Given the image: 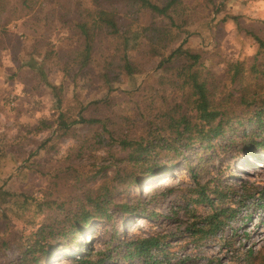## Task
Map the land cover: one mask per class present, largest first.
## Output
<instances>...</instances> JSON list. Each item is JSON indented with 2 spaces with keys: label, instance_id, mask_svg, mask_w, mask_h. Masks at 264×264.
<instances>
[{
  "label": "rangeland",
  "instance_id": "374dc122",
  "mask_svg": "<svg viewBox=\"0 0 264 264\" xmlns=\"http://www.w3.org/2000/svg\"><path fill=\"white\" fill-rule=\"evenodd\" d=\"M20 2L0 0V264H25L22 256L32 259L31 250L43 243L31 264H79L71 260L76 245L78 252L85 249L83 253L93 259L103 257L104 264H146L139 257L124 258V245L148 235L168 237L152 251L155 264H264V153L249 157L241 151L244 128L237 126L211 143L195 142L183 153L162 148L177 139L170 119L162 114L181 95L170 89L169 81L158 79L165 72L156 70L158 60L136 50L139 72L121 76L111 91L99 58L85 69L87 74L75 76V63L66 74L64 58L51 49L77 48L67 40L63 45L58 41L59 36H71L69 25L43 21V15L36 21L28 14L21 17ZM184 2L192 22L176 30L179 40L186 38L185 48L203 52L198 67L217 98L238 94L243 84L231 83L228 62L241 61L247 70L258 56V44L247 31L264 36V0ZM41 3L46 4L38 0L35 7ZM80 6L89 7V0H80ZM234 15L240 27L232 18L223 20ZM152 19L146 12L141 22ZM50 40L55 47L46 45ZM37 49L48 56L43 59L34 52ZM35 64L44 68L45 76ZM258 66L264 69V55L258 56ZM242 74L256 77L253 84L264 80L260 73ZM50 84L57 86L61 103ZM235 109L242 112L241 107ZM126 116L132 117L130 121ZM81 117L87 121L73 122ZM60 123L70 126L62 128ZM117 125L129 129L123 136L157 143L152 159L171 168L150 175L147 166L131 162L129 151L109 138ZM190 168L200 180L216 185L220 178L232 185L229 197L219 204L235 213L224 230L199 242L189 236L188 227L198 215L206 216L208 204L196 209L188 201L189 187L194 186ZM151 185L155 191L144 192ZM164 192L168 194L161 198ZM98 193H110L104 198L103 213L112 214V219L84 222L81 235L72 223L83 209L92 208L89 199ZM126 203L130 212L119 206Z\"/></svg>",
  "mask_w": 264,
  "mask_h": 264
},
{
  "label": "trees",
  "instance_id": "16d2710c",
  "mask_svg": "<svg viewBox=\"0 0 264 264\" xmlns=\"http://www.w3.org/2000/svg\"><path fill=\"white\" fill-rule=\"evenodd\" d=\"M44 1L47 5L41 3L40 7H35L38 0H21L19 9L22 13L19 15L24 17V14H28L33 21L41 19L40 16L43 15V21L49 20L50 23L53 21V23L61 22L65 26L69 25L71 36L68 38L59 36L58 41L63 45L67 40L70 43H75L77 48L71 49L72 47L66 46L58 51L55 48L51 49L59 57L64 58L66 63H64L63 71L66 74H69L68 69L71 63L78 65L75 69V76L79 74L82 76V73L87 74L88 70L85 69L95 58H99L102 63L103 80L108 86V91H111L115 88L116 82H121V76H132L139 72V66L134 60L137 59L136 50L149 55L151 60H154L153 58L158 60L156 70L166 72L158 79L162 82L169 81L170 89L179 91L178 93L181 95L180 99H178L179 95L174 97L176 104L162 114L170 119L168 125L175 131L177 138L168 140V143L163 144L162 148L183 153L195 142L211 143L213 139L238 126L244 128L240 137L241 151L249 157L251 155L259 156L260 152L264 153V80H258L253 84L256 77L250 79L249 76L242 74L247 71L255 76L259 73L264 76V69H260L258 66V56L264 55V36L254 30L247 31L258 44V56H254L253 62L247 70L241 61L228 62V70L232 71L231 83L238 81L243 85L239 88L238 94L230 92V94L217 98L207 79L208 76L199 69L203 63V52L185 48L186 38L181 40L178 38L179 30L192 22L184 0H162L161 2L157 0H89V7H81L80 0H72L71 3H68L67 0ZM67 4L68 6H66ZM146 12L151 14L153 19L148 23H142V15ZM228 18H232L235 23L239 22L238 15L226 16L223 20ZM7 22H10L9 19L3 22V29ZM238 26L240 27L239 23ZM46 45L56 46L51 40ZM34 52L39 56L43 55L41 50L37 49ZM46 56L48 55L44 54L43 59ZM39 66L35 64L34 68L45 76L44 68ZM72 77L74 78V76ZM50 87L54 91V96L58 97L57 101L61 103L62 97L57 95V86L50 84ZM153 103L152 101L151 105ZM236 107H241L242 112H236ZM141 111V115L145 114L142 109H140ZM136 113L140 115L139 110ZM159 114L155 116L160 117ZM246 114H250V116ZM130 118L132 117L126 116L124 119L130 121ZM85 121L87 119L81 117L73 122ZM90 121L100 122L98 119ZM60 124H63L60 125L62 128L70 126L66 123ZM106 124L108 125V123ZM103 127L107 128L105 124ZM128 130L117 125L110 129L109 138L111 143H118L123 149L129 151L128 157L131 162L147 166L150 175L156 174V170L164 171L171 168L166 162L158 163L155 158L152 159L153 152L157 151V143L136 135L123 136L122 134ZM194 133L197 134L195 138L193 137ZM155 155L159 156L160 153ZM190 172L194 178V186L189 187L191 195L188 201L193 203L196 209L200 208L198 205L208 204V210L204 213L206 216L198 215L199 219H194V222L188 227L189 236L199 242L224 230L229 219L235 213L234 209L219 204L229 197V189L232 188V185L222 182L220 178H218V183L213 185L210 180H200L194 168H190ZM155 189L156 186L151 185L144 192L153 193ZM167 194L168 192L162 193L161 198H165ZM108 195L110 193H98L94 198H90L92 208L83 209L82 213L78 215L79 219L72 223V227L74 226L81 235L84 234L81 229V224L84 222L87 225L90 220L96 218L104 221L112 219V214L103 213L107 208L104 198ZM112 198L113 195L110 197L111 202ZM119 206L122 211H131V205L127 203ZM138 208V205L134 207L135 212ZM192 217H196V214L193 213ZM156 218L158 217L155 216L154 219ZM166 238L168 237L148 235L138 237L135 241H126L124 258L139 257L146 264H155L157 261L153 260L152 251L159 248ZM119 244L123 246V241L119 240ZM44 246L43 243L39 249L31 250L33 253L29 254L33 256L32 259H28L30 257L28 255L22 256V261L25 264H31L32 261L38 259L34 256ZM79 249V245L74 246L71 260L79 261V264H104L103 257L93 259L83 253L85 249L78 252Z\"/></svg>",
  "mask_w": 264,
  "mask_h": 264
}]
</instances>
